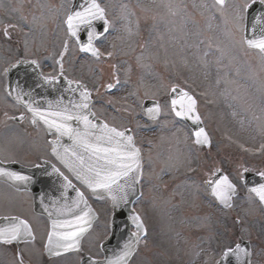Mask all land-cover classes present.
<instances>
[{
    "label": "rangeland",
    "instance_id": "374dc122",
    "mask_svg": "<svg viewBox=\"0 0 264 264\" xmlns=\"http://www.w3.org/2000/svg\"><path fill=\"white\" fill-rule=\"evenodd\" d=\"M22 1L23 0H0V50L2 49L4 52L3 56L0 55V63H2L1 60H3L4 65L7 64L5 61H15L20 57H24L39 58L41 63L43 61V65L54 63L55 60L56 65L57 59L60 57L62 60L65 56V51H63V49L66 42L64 43V39L62 38V35L65 33L63 27L64 14L57 16L56 13L58 14V10L56 8V10H54L55 13L53 11L52 15L51 12L48 11L47 6L43 5L44 1L35 0L40 4L39 25L34 26L32 21L30 25H25L21 17L23 18V16H26V18H29L32 13L30 10L31 5L27 3L29 0L25 2L24 8L21 10L20 3H24ZM56 1L58 2V0ZM153 1L160 7V11L166 8L167 0ZM173 1L174 14H170V10H162L158 15L160 19L158 20V26H156V32L158 33L160 29L165 32L159 36V40L163 45L157 42H151L149 51H161L163 54V62L166 66L169 68L178 67L183 69L190 77L198 79L199 82L203 84L202 86L204 87L199 85L195 90H198L201 95L200 98H203L201 105L206 108L205 111L207 112L206 116H208V124L212 129V145L215 146L213 149L215 150L214 154L216 157L213 162L210 155H202L205 159L199 160L200 165L198 166L197 172L191 173V169L187 171L194 176L193 178L196 185H193V183L188 184V182L186 183L185 181L178 182V186L174 189V197L177 200L176 203H168L167 201L168 204H165L164 207L168 212H160L156 218V222L160 221L161 224H163L162 227L161 225L159 226V228L163 230L161 232L162 235H159L160 240L163 241L162 246L158 249L155 247L156 245L152 244L151 247H153V249L150 253L144 256L141 255L139 258L141 260L140 264H152L156 260L171 263L176 262L183 251L181 260H183L185 264H207L209 259L206 261L204 255H208V253L205 251L201 254V258H195L194 255L198 252V248L196 249L194 247L195 245L191 244L199 242V240L204 242V239H207L210 245V240H213L216 244H219L220 249L223 250L232 243L239 242L242 236H250V228L236 222L232 217L231 221L228 223L226 221V215H221V209L218 210L216 205H214L215 218L212 222V227H208V230L197 229V223L200 222L201 212L203 211L201 207L204 203L209 201L207 191H204V202L200 200L201 202H199L197 207L194 206V203L190 202L195 198H200V186H202V189L207 190L204 188V182L213 175L214 170L216 171L217 168L222 167L227 173H231L236 177L239 174L242 164L245 162L243 155H245L246 152L243 150H247L246 148L251 150L253 146L257 145L256 142L263 138L264 120L260 118V113H262V116L264 115V58L261 57V54L258 55L259 52L257 51H246L243 43V25L245 17V12L243 11L245 10V4L250 0H229V3L220 7L224 17L221 16L217 19L214 18V14L217 13V6L210 5L206 0L198 1L196 4H192L193 1L187 0ZM194 8H201L207 13L206 17L201 20V23L194 21L192 18ZM210 14H212L211 18ZM7 15L13 16L16 20H20L22 25L32 28L33 34L28 37L22 36L14 27L12 28L6 17ZM46 16H57L56 22L47 20L45 18ZM118 16L119 18L126 16L131 21H134L136 19V12L132 7L127 6L120 10ZM122 22L119 32L122 41L119 43L125 52L134 51L135 46L132 43L131 35L137 30L135 28L136 26L134 24L127 28V20L124 19ZM53 30L55 32L54 34L52 32ZM208 34L215 37V39H207L206 36H208ZM54 36H56V38ZM53 37L55 39H53ZM177 38H179L178 42ZM53 42L55 43L54 45ZM54 46L56 47L55 51L53 50ZM49 48L53 51H49ZM73 50L74 48L72 45V51ZM62 63L66 64L69 68L73 65L71 58H64ZM80 65L84 66V62H81ZM138 69L145 70L148 73L147 67ZM254 69H256V71H254ZM106 71L107 70H105V72ZM132 71L133 75L128 73L129 70L125 74H123V72L120 73L123 74L118 77L119 80L122 79L119 89L122 93L118 94L116 92L115 95L120 98V100L128 99L134 102L136 107V104H140L144 96L150 95L154 93V91L150 86L141 85L138 87L135 85L128 87L124 85V82L128 79H141L147 77L144 71ZM249 71L251 74H253L254 71L256 75L255 78L259 81L258 83L255 84V79L252 80L250 78ZM77 73L79 74L78 71L75 72V74ZM260 80H262V82H260ZM149 92L151 93L149 94ZM210 94L215 98L217 103L216 101L212 103L209 100ZM100 95L101 97L99 100L101 99L106 103V96L103 94ZM129 97H135V99ZM209 108L210 111L208 112ZM3 112L9 114L11 112L10 107L6 106L3 108ZM119 112L120 111L113 113L114 117H108L113 121ZM122 115L121 113L120 117ZM8 123L10 124L11 122ZM18 126L20 125H10L5 132H0V154L3 160H8L9 158L19 159L20 155H24L25 150L33 154L37 152L38 140H29V138H26L25 133L17 128ZM170 137L171 133H169V138ZM169 138H167V140ZM247 145L252 146L249 148ZM146 147L149 150L152 145L147 144ZM189 150L190 149L185 146H183L181 150L184 154L185 163H187L191 157L195 156V154ZM261 161H264V157H262ZM261 161L259 164H261ZM164 162L165 159H162L159 165H163ZM165 163L167 164L165 168H167L168 171L166 169L160 170L157 179L165 178L166 176H170V178L173 179L171 175L177 174L176 171H178L179 162L173 164L166 160ZM255 166L257 167L258 163H256ZM180 172H182L181 175L183 174L186 176V171L184 172V170H181ZM153 173L157 174L156 168L153 169ZM174 179L172 183L176 181L175 177ZM158 187H160V184H158V186L153 184V187H151V192L154 197H158ZM171 189L173 190L172 186L170 187L169 184L167 190L163 189L159 191L167 192ZM169 196L170 195H168V197ZM25 198L24 194L20 193L19 195L18 192L8 186H0V212L20 210L26 215H31L32 218L33 215L27 206L21 208ZM239 199L240 198H237L235 200L236 204L233 208L235 211L240 210L239 204L243 209L245 208V204H242V201H240L241 199ZM148 205H150L151 214L153 216V205L152 203ZM180 209H184L183 214L185 216L181 214L182 220L177 224L176 222H178L181 216L176 215L181 213L179 212ZM259 216L261 217V215ZM33 217L34 223L39 225L40 218ZM258 218L252 220V227H259ZM149 219L151 220L150 216ZM205 226L208 225L205 224L204 227ZM177 227L179 230H177ZM102 232H105V230ZM90 241L91 239L87 242L89 243ZM253 245L257 248L258 243L255 242L254 244L253 242ZM31 247L34 248V245H31ZM209 250V255L212 258L214 254H211L210 247ZM256 251L257 254L259 252L258 248ZM34 252V259L40 261L42 259V250L35 249ZM1 253L2 250H0V259L3 261ZM56 264H75V259L73 257L64 256L58 260ZM253 264H261L259 254L255 256Z\"/></svg>",
    "mask_w": 264,
    "mask_h": 264
},
{
    "label": "flooded vegetation",
    "instance_id": "af4514ba",
    "mask_svg": "<svg viewBox=\"0 0 264 264\" xmlns=\"http://www.w3.org/2000/svg\"><path fill=\"white\" fill-rule=\"evenodd\" d=\"M51 3L53 5H59L60 6V10H61V14L58 16L63 15V21L66 20L67 16L69 15L70 12V8H71V2L72 0H58V2L56 0H50ZM98 2L102 5L105 6L104 8L108 9L109 8V12L112 13V15L114 17H117L118 15V8L117 4L119 2V0H98ZM148 2V1H145ZM150 4L149 3H145L144 7L148 6V9H142V12L147 15L151 14V10H150ZM65 10V11H63ZM107 15H109L110 17V13L106 10ZM172 13H174V10H171ZM57 18V17H56ZM142 34L143 36L142 38V46H150L151 42H152V36H151V32L150 31H134L133 34ZM121 36L120 33L118 34V37H114L110 40L105 39L104 41L101 39H98V41H96V46L99 47L100 49H104L105 46H111L113 48V50L116 51H120L121 48H123L119 42H121L120 40ZM71 39V38H70ZM72 40V39H71ZM73 42V43H72ZM72 42H69L68 45H70V47L72 48V45L74 44L75 46V41L72 40ZM83 61L84 62V66L86 67L87 64H91L90 66H94L96 65L95 62L92 61L91 58L88 56L87 54L80 52ZM98 68V67H97ZM97 68H95V71H97ZM101 70V68H100ZM4 83H5V77H4ZM6 99V97L4 98ZM7 102V100H6ZM19 116L21 119H19V121H17L15 118ZM30 115L26 112V110H24L23 107L16 105L14 107H11V112L9 114H6V112H3V76L0 79V132L3 131L5 132L7 129V124L3 123V118L4 119H8V121L11 120V122H13L15 125H20L17 128H19L20 130H22L25 135L26 138H29L30 140H38V149L37 152H35L34 154L31 152H28L27 150H25L24 155H20L19 159H12L9 158V161L12 160H17L19 162H21L22 164L26 165V166H41L44 164V160H49L51 161L55 166H57V168L62 171L64 173L65 176L70 178L69 173L64 169V167H62V165L58 162L57 159H55V157L52 154V150H51V145H50V140L51 138H53V135L48 134L45 129L39 124V123H32L31 121V117H29ZM177 122V120L175 121V123ZM179 124H181L182 126H184V123L182 121L178 122ZM3 153V150H2ZM0 158L1 160H3V157L0 154ZM261 158H257L254 160L255 162H258V166L256 167V172L263 175L264 176V161H261ZM6 161V160H5ZM261 161V164H259V162ZM156 163V162H155ZM253 164V163H251ZM155 176H152V178ZM151 178V179H152ZM71 179V178H70ZM158 182H163V179H157L154 181H151L150 184L153 187V184L155 186H158ZM158 183V184H157ZM8 186L9 188H12L14 191L18 192V194H24L25 195V200H23V204L21 206V208H23L24 206H27V208L29 209V201L32 202V194L28 191V190H20V189H16L14 187H12L10 184L0 181V186ZM149 194L152 195V192L149 191ZM167 193L164 191H158L157 190V195L160 196L161 200L159 201H154V200H148L147 203H145L147 205L148 208H150V205H148L149 203H152L153 206L160 204L163 205L164 203V195H166ZM249 193H245V195H248ZM90 201L91 204L93 205V207L96 209L97 212H101V216L97 217L98 220L96 221V223L93 226V230L86 236L90 237L91 241L89 243H87V250H89L91 254H95L97 253V255H100L101 249H100V243L102 242L103 239H101L104 235V232H102L103 230H107V219H105V217H103V211L107 210V206H109L107 200L104 199H98V198H94L92 197L90 194ZM259 204V205H258ZM257 204V210L262 212L264 214V207L261 205L260 202H258ZM140 207L141 208H145V205L143 203H140ZM154 208V207H153ZM203 209L202 216L203 219L201 221V228L202 229H208V227H212V218L210 216L206 215L208 214L207 212H209V209H207L204 205L201 207ZM3 216L8 214L9 212L6 211H2ZM24 214L22 211L18 210H12L10 212L11 215H16V216H21L22 218V214ZM261 213V214H262ZM205 220V222H204ZM258 225L259 226V230H260V234L259 236L261 237L260 243H259V257H261L262 259L264 258V219L261 220V218H259L258 220ZM208 225L205 226L204 225ZM158 223L156 222L154 225L153 224H149L148 226H153L152 228L156 229L158 228ZM47 227L46 222H41L40 225L38 224H33L32 223V230L34 233V238L31 241H27V242H23V243H9V244H5L3 243L0 244V249L3 251V255L4 257V261H9L13 264L17 263V264H31V261H34L35 259V248L31 247V245L33 244L34 241H36L38 238H40L43 235V230H45ZM156 227V228H155ZM150 229L147 231V233L145 234L146 237L144 240H142L143 238L140 239V242L138 244L137 249L135 250V252L132 254V256L130 257V262L129 264H140V256L141 255H148L150 253V251L153 249V247H151V245H156L155 247H157L158 249H160V247L163 244V241L157 238H153L156 237L157 235L156 230ZM85 245V244H84ZM206 246H209V244H205ZM37 246V244H36ZM71 254H76V253H71ZM179 258V257H178ZM261 259V264H264L263 260ZM52 259H50L49 261H46L44 264H55L54 261H51ZM152 264H168L165 262H162L160 260H156L154 261Z\"/></svg>",
    "mask_w": 264,
    "mask_h": 264
},
{
    "label": "water",
    "instance_id": "95a60500",
    "mask_svg": "<svg viewBox=\"0 0 264 264\" xmlns=\"http://www.w3.org/2000/svg\"><path fill=\"white\" fill-rule=\"evenodd\" d=\"M247 26H246V42L250 47H255L261 51H263L264 53V6L255 1L253 3H251L248 6L247 9ZM22 64V63H20ZM21 67V65L18 66H14L11 70H10V74L12 76V80L14 81V93L13 95H22L23 96H27L26 101H24V104L28 107L31 108L33 106H35V104H39L37 106H42V108H46V105H51L52 108L55 111H60L61 113L64 112V108L61 107L59 104L60 101H63L66 106L70 109L71 112V121L75 122L74 119H77V116L80 115L83 116L85 115V118L87 117V119L90 117L89 114V101H85V99H83L81 97V95L79 96V94L77 95L74 91L72 90H66V88L64 87V83H62L61 79H51V81L49 80H44L41 78V76L39 74H33L30 78H28L26 75L25 76H20L17 75V70L18 67ZM48 89H43L42 86H45ZM17 97V96H16ZM34 103V105H33ZM79 104L81 106H83V108H80ZM50 120H54V116H50ZM50 124H52L50 121H48ZM47 128L52 129L54 128L53 126H49L48 124H45ZM70 126H74L73 123L69 124ZM58 126H55V128ZM75 127H77V125H75ZM107 139L103 140L105 143L110 144V148L107 149L105 148L103 151L106 152V154H103L104 157V161L106 163H111L112 160H116L117 155L119 156V160L122 162V159L124 161L126 158V155L123 154L126 150V145L128 146L130 151H133L132 148V144L131 142L128 140V135L125 132L119 133L116 132L115 130H108V132L101 130ZM57 133H59V140L56 142V146H59V144L62 141V138H64V140H71L73 141V143L79 145V140L77 139L78 134H79V130H76L73 132V134H71V138H69L68 136H60V135H64L63 133L59 132L58 130L56 131ZM113 134H118L120 135V138L122 139V141H115V140H110V136H112ZM125 143V144H123ZM113 145V146H112ZM116 154H113L115 152H117ZM108 153V154H107ZM116 156V158H115ZM124 156V158H123ZM135 158V162H131L130 164V173L131 174H135V170L139 168V158L137 156H134ZM104 162V163H105ZM71 164V162H69ZM106 166V165H105ZM129 163H121L120 167H128ZM72 167V164H71ZM125 169V168H124ZM138 173V172H137ZM136 175V174H135ZM122 178V177H121ZM211 191L213 192V187H210ZM95 189V188H94ZM214 193V192H213ZM221 202H223V200H221ZM3 218H0V239L3 240ZM87 230V229H86ZM84 230V232L86 231ZM83 232V233H84ZM80 239V237H79ZM78 240V239H77ZM79 243V240L77 241V244ZM74 247V246H72ZM71 247V248H72ZM71 248H67V249H71ZM245 247L243 245H239L237 246L233 251L232 250H228L226 254V259L228 262H230L231 264H233L234 262H236L237 260H239L241 262V259H243L242 257V253L244 254L245 260L243 259V263L244 261H246L245 263L248 264L249 262V249L247 248L246 251L244 252Z\"/></svg>",
    "mask_w": 264,
    "mask_h": 264
}]
</instances>
